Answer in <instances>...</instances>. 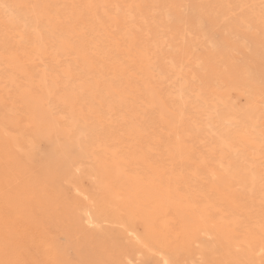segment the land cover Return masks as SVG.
I'll list each match as a JSON object with an SVG mask.
<instances>
[{
    "label": "rangeland",
    "instance_id": "1",
    "mask_svg": "<svg viewBox=\"0 0 264 264\" xmlns=\"http://www.w3.org/2000/svg\"><path fill=\"white\" fill-rule=\"evenodd\" d=\"M42 1L21 0L26 6L21 8L23 12L20 11L21 9L19 11L20 13L26 11L27 17L22 18L23 14L18 17L20 22L15 21V24L12 20H15L14 17L17 15L13 14L12 9L15 7L10 4L11 1L7 3L6 0H2L6 3H0V62H2L0 63V85L2 84L0 92L5 95L4 98H9L8 95L11 94L8 93L14 91L13 87L17 90L25 88L24 86L32 88L34 86L32 84H37V81L41 82L42 79L44 83L47 82L45 86L52 92H50L52 99L45 100L47 103L44 101L45 107L47 109L49 107L51 115L58 119V129L72 128V138H78V140H83L81 139L83 133L85 138H88V142L85 140L86 145L90 144L89 147L94 148L91 149L94 154L100 157L107 156L109 154L107 150L108 152L117 150L126 159H139L145 155L148 162H156L159 168L169 171L176 179V185L181 189L185 199H191L193 197L191 193H202L201 188L209 190V184L214 179L211 175L212 171H219L221 166L218 167V162L221 156L226 151L227 153L231 151L228 148L229 145L217 142L219 134L226 133V140L230 142L227 143L231 144L232 150L239 153L237 156L229 154L230 157L225 160L238 159L239 155L242 157L239 159L240 164L250 163L246 167L257 175L254 181L255 187L251 192L241 193V187L236 181L233 182L232 188L239 205L235 210L230 208L228 192L225 193L223 190L225 194L219 197L218 192L209 190L207 193L211 195L214 203L210 212L214 217L232 212L231 217L242 221L239 224L241 230H246L249 224L251 228H255L257 220H261L260 214L264 213V0H113L112 2L111 0H82V3L87 6L90 3L91 8L84 7L85 4L78 3L79 0L78 2L48 0L47 8L51 19H46L48 14L41 18L40 13L34 8L31 9L33 3L38 9ZM80 5L82 7H79ZM136 5L140 6L136 7ZM117 6L120 10L116 8ZM78 7L86 10L81 11ZM80 11L82 13H79ZM51 14H54V17ZM34 15H38L37 20ZM110 15L114 17L111 18ZM107 17L110 19L108 20ZM92 18L95 20L93 21ZM3 23L4 26L7 25L6 29L1 26ZM1 27H4V30H1ZM51 28L54 29L50 30ZM9 29L12 31L10 32ZM39 29L42 34L39 31L38 36L35 32ZM74 30L81 32L80 36H76ZM8 31L9 34H7ZM1 32H6L7 37L3 35L11 38H4ZM34 35H37L35 40L37 42L36 44L32 42L34 44L32 46L38 51L33 55L34 60L32 59L31 63L21 60L24 64H19L16 67L18 70L8 69L6 61L8 51L20 48L19 56H22L23 47L25 45L27 47L23 51L30 49ZM132 38H134L132 41H135L132 44H138L137 47L139 43H142L143 47L139 49L146 51L145 55L151 62L154 61L153 57L158 58L156 65L158 68H151L153 72L152 77H149L150 86L147 81L148 76L141 74L135 58L129 56L130 59H126L128 55H125L122 47ZM60 46L65 48L59 49ZM113 47H116L114 48L116 51ZM22 58L24 59L25 56ZM26 63L30 64L27 66ZM158 70L159 73L156 72ZM230 73L235 75L234 78ZM56 74L57 77L54 76ZM158 74L162 77L159 78ZM12 75L14 77H11ZM176 77H179V83ZM10 81H14L13 84ZM178 84L183 87L182 91H179ZM146 88L149 90L152 88L153 92ZM212 88L214 91L211 90ZM79 89L80 91L83 89V92L80 93ZM66 93L74 95L71 99H67V102L57 101L61 100ZM159 95L161 98H157V96L160 97ZM180 97L182 100L179 99ZM15 99L17 102L12 105H17L11 109L9 106L6 108L10 109V113H5V108L1 107L0 112L4 111L11 118H26L25 113L17 115L16 112L20 113L21 107L18 98L15 97ZM162 107L170 108V110L174 108L173 112L179 116V121L173 125L183 133L181 143L184 142L182 144L186 145L185 154L172 144L170 137L175 138V135L171 134L170 127L160 121L159 113ZM12 109H14L13 115ZM242 112L255 116L253 118L256 121V129L249 128L246 125L247 122L242 121ZM166 116H169V113H166ZM229 118L231 121L227 120ZM207 122L211 124L207 126ZM83 124L88 125L86 131L80 130ZM11 125L10 129L13 130V124ZM242 134H247L252 143L243 141L244 139L239 137ZM46 147V138H40L36 141L35 152L41 155ZM175 148L179 152H176ZM224 149L225 152H222ZM72 152H76L74 147ZM200 158L203 166L197 172L195 163H199ZM84 162L89 166V157H83L82 163ZM93 163H95L94 160ZM141 164L135 163L129 169L142 170L143 164ZM87 166L84 164V167L87 168ZM96 181L83 175L81 181L83 186L80 188H85L87 191L94 189ZM64 182H61L62 188L71 190L72 184ZM205 238L210 237L203 235L201 241ZM196 245L199 246L198 243ZM198 256H194L187 264H195L196 260L199 264L200 256Z\"/></svg>",
    "mask_w": 264,
    "mask_h": 264
},
{
    "label": "bare ground",
    "instance_id": "2",
    "mask_svg": "<svg viewBox=\"0 0 264 264\" xmlns=\"http://www.w3.org/2000/svg\"><path fill=\"white\" fill-rule=\"evenodd\" d=\"M6 1L8 3L9 0ZM10 1V4L15 7V9H12L13 14L15 16L17 15V17H14L15 20H12L13 24H15V21L20 22L18 17H21L23 14L22 18L24 17L25 19L27 17L25 16L26 11V13H20V11L23 12L21 8H24L26 4L23 5L21 0ZM43 1L39 8L37 6L38 9H36V4L34 3L32 4L33 6L35 5L34 7L31 5L28 6H31V9L34 8L36 12L40 13V15L38 14L39 17L41 16L42 18V16L48 14L46 19H51L47 8L49 1L46 0V2L48 1L47 4L46 2L43 3ZM0 3L5 4L6 2H2L1 0ZM78 3L85 4L82 3V0H79ZM75 6L77 5L75 4ZM85 6L86 8H91L90 3L88 6L85 4ZM137 6L139 7L140 5ZM79 7L82 6L80 5ZM79 7L78 9H80ZM116 8L119 9L120 7L117 6ZM19 9L21 10L19 11ZM84 9L82 8L80 10L82 11ZM81 11L79 13H82ZM38 15H34L36 20ZM51 15L54 17V14ZM107 18L108 20L110 19V17ZM1 26H4V23ZM4 27L6 29L7 25ZM4 27H1V30H4ZM52 29L54 28L50 30ZM40 30L38 32L36 31L35 34L39 36ZM77 32L75 31L76 36L81 33L78 32L77 34ZM1 34L7 37L9 31L7 34L6 32H1ZM37 35H34L31 46L27 45L30 47L28 51H23V49L27 48L24 44L25 46L22 49V56H25L24 59L21 55V58L19 56L20 48L14 51L12 50L13 52L8 51V55H6L8 69H15L19 64H24L21 60L31 63L33 55L35 52H38L32 46V42L34 44L37 42H35ZM5 36L4 38H6ZM116 39L118 40L117 37ZM132 40L134 38L127 40L125 46L122 47L124 48L125 55H128L126 59L129 60L130 57L135 58L134 60L138 62V69L141 74L149 78L153 72L151 68H158L156 66L158 58L155 59L153 57L154 61L151 62L150 58L145 55L146 51L143 52L144 50L139 49L143 47L142 43H139V47H137L138 44H132L135 42ZM114 41L116 43L118 42L116 40ZM15 42L18 44L17 41ZM68 43L70 42L68 41ZM115 44L112 45L116 46ZM18 47L20 46L18 45ZM64 48L62 46L59 49ZM114 48L116 49V47ZM46 49L45 51H47ZM9 55L10 57H8ZM30 63H26L27 66ZM23 67L25 68V66ZM156 72L159 73L160 71L158 70ZM24 74L26 75L27 73ZM230 74L232 77L233 73ZM154 75L156 76V74ZM54 76L57 77V74ZM11 77L14 76L12 75ZM178 78L176 77V79ZM149 80L150 78L147 80L150 86L151 80ZM46 83L42 79L41 82L37 81V84L31 83L34 85L32 88L36 90L26 88V86L23 89L21 88V90H19V87H17L19 88L18 90L13 87L14 91L12 92L10 90L12 93H8L11 94L10 96L8 95L9 102L8 99L4 98L5 95L0 92V107L2 109L5 108V113H10L11 107L17 105H12V103L17 102L16 97L21 107V109L19 108L20 110L17 109L20 111V113L16 112L18 113L17 115L27 114L26 118L19 119V117H8L4 111L0 112V264H187L197 255L201 257L200 259L198 256L200 259H198L199 264H264V222H262L264 220V213L260 214L261 220H257V226L255 228H251L249 224L246 230H241L239 224L242 221L238 218L231 217L232 212H229L227 215L222 214L218 217H214L210 212L214 203L212 202L211 195L207 193L209 190L218 192L219 197H222L228 192L230 208L235 210L238 209L239 205L237 204V196L232 188L233 182L236 181L241 187V193L251 192L255 187L254 181L257 175L253 170L248 169L249 167H246L250 163L243 165L242 162L240 164L241 160L239 159L242 157H239V155L238 159L225 160L227 157H230L229 154L237 156L239 153L232 150L231 144H228L230 142L226 140V133L219 134L220 137L217 139V142H220L222 145H229L230 147L228 148L231 151L228 153L227 151L225 152V149L222 151L225 153L218 162V167H221L217 172L212 171L211 175L212 177L214 176V179L209 184V190L207 191L205 188H201L203 190L202 193H191L193 197H190L191 199H185L181 189L176 185V179L171 176L169 171L159 168L155 161V163L148 162L149 160L144 157L145 155H142L139 159H126L117 150H112L113 152H108L107 150L109 154L100 157L95 155L94 151L91 150L94 149L92 145V148L89 147L90 144L88 146L86 145L88 138H85L83 133L81 135V139L83 140H78V138H72V128L64 127L66 130L64 128L58 129V119L51 115L49 107L48 109L45 107V103H47L45 100L52 99V92L45 86L47 85ZM52 86L54 85L52 84ZM178 87H180L179 91H182L183 87L181 85ZM152 88L147 90L151 92L153 90ZM211 90L214 91L213 88ZM81 92H83V89ZM73 95V93H66L62 96L61 100L58 99L57 101L67 102V99H71ZM157 98H161V96H157ZM150 103L153 102L151 101ZM183 103L184 101L181 102L182 106ZM8 106L10 107L9 110L6 109ZM151 106L153 107V104ZM178 107L180 106L178 105ZM162 108L159 113L160 121L170 127L171 134L175 135V138L169 136L170 140L172 139V144L180 149V152L184 153V150L187 149L185 147L186 145L182 144L184 142L181 143V135L183 133L180 130L178 131L177 127L173 125L179 121V116L173 112L174 108L172 110L167 107ZM13 110L11 112L12 115L14 114ZM163 111L164 113H169V116H166V113L164 114ZM252 111H254L253 108ZM242 113V121L247 122L246 125L249 128L256 129V121L253 118V113V116L245 114L246 112ZM208 119H210V116H208ZM227 120L231 121V118ZM11 124H13V130L10 129V126L12 127ZM208 124L210 125L211 122H207L206 125L208 126ZM87 127V124H83L80 130L86 131ZM208 131L210 130L208 129ZM239 137L244 139L243 141L252 143V140L247 137V134H242ZM40 138H46L47 147L44 153L38 155L35 152V144ZM73 147L76 149L75 153L72 152ZM174 150L179 152L176 148ZM172 152H170L171 155ZM83 157H89V166L85 162L82 163ZM93 160L95 163H93ZM199 160V163H195L197 172L203 166L202 159L200 158ZM135 163L137 165L142 163L143 169H129ZM84 164L87 168L84 167ZM204 167L203 169L207 170ZM83 175L84 177H91L94 181L95 179L97 180L95 182L96 186L94 187L93 185L94 189L87 191L85 188H80L83 186L81 184ZM61 182L72 184V189L69 191L64 190ZM223 190L225 193H223ZM203 235L210 238H205L204 241H201ZM197 243L199 246L196 245ZM196 261L195 264H197Z\"/></svg>",
    "mask_w": 264,
    "mask_h": 264
}]
</instances>
